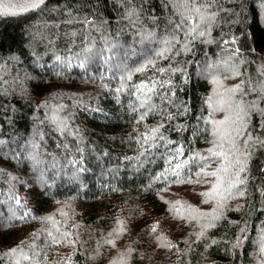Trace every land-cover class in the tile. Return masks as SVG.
Wrapping results in <instances>:
<instances>
[{
	"label": "trees",
	"instance_id": "16d2710c",
	"mask_svg": "<svg viewBox=\"0 0 264 264\" xmlns=\"http://www.w3.org/2000/svg\"><path fill=\"white\" fill-rule=\"evenodd\" d=\"M198 3L0 13V264H264V0ZM112 44L127 71L79 66Z\"/></svg>",
	"mask_w": 264,
	"mask_h": 264
},
{
	"label": "snow or ice",
	"instance_id": "6c2138e0",
	"mask_svg": "<svg viewBox=\"0 0 264 264\" xmlns=\"http://www.w3.org/2000/svg\"><path fill=\"white\" fill-rule=\"evenodd\" d=\"M41 3H43V0H40ZM179 2L182 5H189L191 6V8H194L197 12H199L201 10V8H204L206 5L203 3H198V0H179ZM38 6V5H37ZM210 6V5H208ZM187 21V17L182 16L181 18V22L177 25V28H181L182 25ZM194 31V30H193ZM200 36H204L205 33L204 32H200L199 33ZM153 43V42H159L161 44H163V50H157L155 51V56L157 57H163L165 56L166 52H170L173 51L175 48V43H179V41L177 40L176 37V33L175 31L167 38H158L156 37L155 33L149 32L146 33L142 36L141 38V43ZM175 42V43H174ZM117 48V45L112 44L110 46H106L105 48H101V49H96L95 51H93L92 48H85L84 49V55L82 57V59L80 60L79 66L81 68H86V66L90 63H94L96 59H101L103 60V63L105 65H109V70H123V71H127V65H126V61L129 59V51L125 50L123 53V56L121 57L120 53L118 51H114V49ZM190 49H188V45L185 44L181 49L177 50V54H179V51H188ZM132 54L135 55V50L132 49L131 50ZM80 55V54H78ZM153 64V60L151 58L147 59L145 64L141 65L140 67L136 68V71H143L145 67H147L148 65H152ZM154 66V65H153ZM211 67V66H209ZM160 73H164L166 70L164 68H159L157 69ZM172 71H177L178 69H171ZM130 78V77H129ZM170 81H164L161 82L159 84V87L161 89H163L165 87V83H168ZM140 86H137V88H139ZM237 89L240 87L239 85L236 86ZM150 92L155 93L156 92V88L155 86L151 89H149ZM161 99H167L166 95L161 96ZM221 123H224L223 121H221ZM152 133H158L159 129L158 128H153L151 129ZM233 132L235 133V136L238 137L242 134V126H239L237 128L233 129ZM249 137H251V133H248ZM154 138H158V139H162L163 137H154ZM144 139H148L147 136L144 137ZM230 142L233 143V145L235 144V137H229ZM261 144H264V140L259 141ZM245 144L248 143V141H244ZM31 147L32 151L29 152V157L34 161V163L39 166L42 161L40 160V155L38 152L35 151V149L38 147L36 144L35 139L31 140L28 142V144L24 145L23 148L24 150H27L28 147ZM6 146V142L4 140H0V152L3 151V148ZM211 151V150H209ZM177 152H180V149H177ZM13 154H15L14 150H13ZM21 154H23L21 152ZM51 167L56 168L58 167V163L56 161H53L51 164ZM181 167V165L178 163L176 164V168L179 169ZM243 170V169H241ZM41 178H43V173H41ZM9 199H13L15 198L16 203L19 205L20 204V199L19 197H12L9 196ZM15 215V214H14ZM24 216H27L28 213L25 212L23 214ZM50 237H52L50 243L51 244H55L58 243V240L56 237L52 236V233L49 232L48 234ZM22 244L24 243L23 241L21 242ZM17 248H19V246H17ZM17 248H13L10 249L9 251L12 253H15L17 251ZM37 253L35 251H33L32 255L35 256ZM23 259L24 260H29L30 257L28 255H23ZM17 264H19V262H17Z\"/></svg>",
	"mask_w": 264,
	"mask_h": 264
},
{
	"label": "rangeland",
	"instance_id": "374dc122",
	"mask_svg": "<svg viewBox=\"0 0 264 264\" xmlns=\"http://www.w3.org/2000/svg\"><path fill=\"white\" fill-rule=\"evenodd\" d=\"M40 0H0V13H17L32 8Z\"/></svg>",
	"mask_w": 264,
	"mask_h": 264
}]
</instances>
